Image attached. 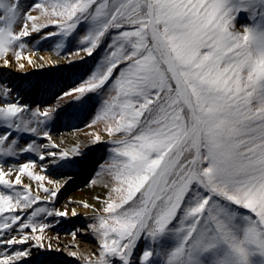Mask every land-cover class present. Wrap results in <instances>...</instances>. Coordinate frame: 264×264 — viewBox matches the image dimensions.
Masks as SVG:
<instances>
[{
	"label": "snow or ice",
	"instance_id": "snow-or-ice-1",
	"mask_svg": "<svg viewBox=\"0 0 264 264\" xmlns=\"http://www.w3.org/2000/svg\"><path fill=\"white\" fill-rule=\"evenodd\" d=\"M81 27L68 62L102 46L103 55L58 100L100 94L92 123L103 122L108 139L97 132L91 143L111 153L107 195L95 197L101 207L83 203L102 213L88 225L99 256L87 264H264V0H36L27 10L21 0H0L2 66L26 70L20 61L33 34L59 37L60 55ZM27 65L44 67L31 56ZM58 108L6 99L0 125L12 131L0 135V157L40 150V161L55 163L80 156L79 146L42 151L58 147L46 127ZM13 131L52 143L18 146ZM34 167L0 159V264L53 249L44 243L51 223L36 218L69 216L54 207L64 181L43 187L46 176ZM25 176L40 183L52 207H33L42 197ZM13 245L28 247L9 253Z\"/></svg>",
	"mask_w": 264,
	"mask_h": 264
},
{
	"label": "rangeland",
	"instance_id": "rangeland-1",
	"mask_svg": "<svg viewBox=\"0 0 264 264\" xmlns=\"http://www.w3.org/2000/svg\"><path fill=\"white\" fill-rule=\"evenodd\" d=\"M36 0H21L22 6L25 10H27L32 4H34ZM36 14V13H33ZM242 21H246V17H241ZM49 30H54L50 29ZM48 31V30H46ZM85 31L84 27H81L78 29L77 33L74 34L72 37H70L67 42H65L63 50L61 51L60 55L56 54V51L54 50L55 45L60 42L59 37H52L46 40H41L39 34H33L32 37L28 38V48L23 52V55L25 57V60L29 56L35 57L36 55H39L40 53L48 52L53 55V57L61 59H66L68 62V58H66L64 55H67L69 53H72L77 50L78 47H80L78 40L81 35H83ZM11 55V53H9ZM103 55V46L101 49H98L96 53L92 57H86V54L81 52L79 56L72 55L70 58L73 63H69L67 67L61 66L55 69L50 70L46 74L42 75H34V74H23V76H15V84L17 85L15 87V90H12L11 87L6 86V82L9 83L11 79V72L5 71L4 74H0V90L2 89H11V96L10 97H4L3 93L0 92V104H3L6 99H11L12 101H15L16 94L20 91L25 92H32V94L36 95V99L29 104V109H35L36 107H40L43 111L46 107H55L56 105H59V108L57 109L56 113L54 114V118L47 123L46 127L50 134L52 135V138H58L63 137L65 140H69V136H75L76 134H79L81 137L80 140L82 142L84 141L89 146H93L92 150L94 149V159L92 161V168L90 169V174L86 176V179L81 183V186L76 187L74 191L76 193H83L82 188L87 185H91V181L95 180L100 181L102 184L109 181L110 176L108 173L104 170L106 167V164L110 161L111 153H110V146L107 144H97L93 145L91 143L93 139V133L99 132L102 136H105L104 131V123L103 122H96L92 123L94 120V117L101 105V96L98 93H90L86 95L85 97L75 100L76 94H73V96L65 97L63 100H58L60 96L64 94V92L70 90L71 88L77 86L80 84L83 80H85L93 70H95L97 63L99 62L101 56ZM83 58V59H82ZM9 73V75H8ZM12 83V81L10 82ZM46 83L49 84V87L42 88V85ZM52 87L56 88L53 91H51V94L45 95L43 97L38 98L41 95H44V93H47L49 88L52 89ZM47 90V91H46ZM56 95V96H55ZM55 96V97H54ZM91 125V126H89ZM13 137L17 140V144H19V140H22L24 143H22V146H27L28 143L35 142V144L41 145L43 142H46V139L41 136H30L28 133H23ZM12 138V139H13ZM21 138V139H20ZM108 139V138H107ZM106 139V140H107ZM42 142V143H41ZM77 146L73 147L76 148ZM80 150L82 154L78 157H74L76 159V162H74V158H71V161L76 163L75 167L72 168V174L69 176L75 174L77 177H80L83 175L84 170L77 171L81 168V160L83 156L85 155L84 149L81 145H79ZM38 152H32V153H21L18 157L12 158L7 157L8 159L6 161H11L13 163H25V162H32L35 161V169L37 170L39 175H45L51 176L52 174L50 172H46L41 168L42 164H46V162L39 161V154ZM37 156V158H36ZM48 163V161H47ZM6 167L9 165H5ZM32 169V168H31ZM29 169V170H31ZM79 174V175H78ZM28 183L32 185L34 189L38 191V193H41L40 190L36 187V181H30L27 176H25ZM43 187H47V182L43 181ZM22 187V186H21ZM106 189V188H105ZM107 189L105 192V196L107 195ZM64 199L61 198L58 199V202L61 203ZM43 205V204H42ZM40 204L33 205V207H39ZM31 210H26V212H30ZM40 222H47L45 217L41 216L36 218ZM92 223L84 222L79 228H77V231L79 232H85L90 231L88 230V225ZM75 228V227H74ZM76 229V228H75ZM29 233V232H28ZM96 248L98 251L94 252V256H91V260L95 261L98 259L99 256V249L98 244L96 243ZM146 247L145 242H141L140 250H143ZM42 249V248H41ZM90 260L89 256L84 257H78V258H69L64 259L63 262H68L70 264H87V261Z\"/></svg>",
	"mask_w": 264,
	"mask_h": 264
},
{
	"label": "bare ground",
	"instance_id": "bare-ground-1",
	"mask_svg": "<svg viewBox=\"0 0 264 264\" xmlns=\"http://www.w3.org/2000/svg\"><path fill=\"white\" fill-rule=\"evenodd\" d=\"M44 57V60H39V57ZM33 60H35L38 64H44L43 68H40L38 66L33 65H27V60H22L20 62L26 64V70L24 72H21L18 67L13 66L9 68H4L2 66V61H0V72L9 71L11 72V75L15 76H23V74H34V75H42L48 73L50 70L65 66L67 67L69 63L66 59L59 60L58 58L53 57L52 54L45 52L40 53L39 55H36L35 57H32ZM55 62V63H53ZM11 80V79H10ZM16 82V81H15ZM20 102H23L25 104H29L30 101H32L33 94L32 92H25L21 91L16 96ZM105 140L108 138L106 135L104 136ZM81 137L79 134H76L75 136H69V140H65L63 137L53 138L52 142L58 145L57 148L52 149H44L45 154L47 151H55L59 152L61 150H70L73 149L75 146L81 145L84 149L85 155L83 156V162L87 159L86 157L89 156V153L92 152L93 146H89L87 143L82 140H80ZM48 141L47 143H52ZM47 160V157H46ZM49 162L46 163L48 167L46 169H43L46 172H50L52 175L47 176L45 181L47 182V188L54 190V185L49 184L48 180H54V181H64V183L61 186L60 192L58 193V196L55 201L54 207L58 208L60 211L67 210L69 212V216L67 218H61V217H47L49 221H56L54 224H51V226L47 229H45V245L47 243L51 242L53 245V249L45 248H33L32 253L29 257H25L22 264H67L62 263L63 258L69 259V258H78V257H84L89 256V259L91 260V256H94V252L98 251L96 248V239L89 228L90 231L85 232H79L77 231V228H79L85 221L88 223H95L93 220L94 215H100L102 213L99 212H93L92 208L85 209L83 207V203H89L94 205L97 209L101 207V205L96 201V196L105 197L106 189L103 187V184L100 181H97L95 184L87 185L82 188L83 193H76L74 189L76 187L81 186V183L86 179V176L90 174V169H88L87 164L84 167V173L82 176L77 177V175L72 174L71 167L72 163L71 160H62L58 162H51V158L48 160ZM46 162V161H45ZM5 168H7L5 166ZM31 171L35 174H37V170L35 168H32ZM79 175V174H78ZM7 178V177H6ZM23 183L28 184V181L25 177L21 178ZM16 186H22V185H16ZM36 187L40 190L43 202H47L48 205L46 207H52L53 203L51 201H48L46 199H43L44 193L43 188L40 187V183L36 182ZM62 198L64 199L61 203L58 202V199ZM75 209L77 212L76 217L71 216L72 210ZM76 229H75V228ZM77 232L76 239H73L71 233ZM30 237L32 235H39V233H27ZM141 244L138 246L140 248ZM9 253H11L12 249L15 248H26L28 245H13V246H7ZM72 252L77 253V255L74 257L71 255Z\"/></svg>",
	"mask_w": 264,
	"mask_h": 264
}]
</instances>
